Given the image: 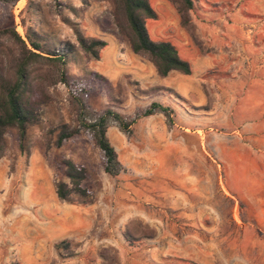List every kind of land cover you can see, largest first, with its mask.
Listing matches in <instances>:
<instances>
[{
  "label": "rangeland",
  "instance_id": "rangeland-1",
  "mask_svg": "<svg viewBox=\"0 0 264 264\" xmlns=\"http://www.w3.org/2000/svg\"><path fill=\"white\" fill-rule=\"evenodd\" d=\"M191 1L197 41L180 25L181 0H149L157 15L145 21L150 39L171 43L191 68L189 75L172 71L165 78L109 33L106 1L0 5V30L13 28L23 40L30 32L69 57L70 84L56 81L54 67L41 69L55 82L29 129L31 155L17 156L12 172L14 137H8L0 264H103L105 255L116 256V264H264V118L249 111L252 87L245 78V71L259 75L264 66V0ZM77 31L106 43L98 61L78 49ZM77 95L89 110L111 108L126 120L155 102L169 109L172 126L155 114L139 118L126 136L111 123L107 137L124 168L111 177L78 121ZM62 124L79 133L56 148ZM249 124L251 141L244 133ZM68 159L95 176L85 183L94 193L91 205L58 201L54 185ZM131 221L154 230V237L125 241Z\"/></svg>",
  "mask_w": 264,
  "mask_h": 264
},
{
  "label": "trees",
  "instance_id": "trees-1",
  "mask_svg": "<svg viewBox=\"0 0 264 264\" xmlns=\"http://www.w3.org/2000/svg\"><path fill=\"white\" fill-rule=\"evenodd\" d=\"M17 1L19 0H0V5H14ZM103 1L110 5L109 14L113 28L109 30V33L119 41L126 42L133 54L151 63L159 77L165 78L172 71L183 75L191 73L190 64L178 56L176 48L171 43L150 39L145 21L155 20L157 15L150 6L149 0ZM181 1L182 6L178 9L180 25L197 41L189 17V11L193 6L192 1ZM24 38L25 40L13 28L0 30V159L8 156V137L13 136L14 154L9 167L11 172L17 156L24 155L28 158L31 155L29 129L38 123L40 106L48 101L47 88L55 82V79H50L49 75L41 76V69L54 67L58 79L56 81H62L70 86L65 70L69 57L66 54H57L49 47L48 41L40 36L26 32ZM75 38L78 49L87 60H99L100 51L106 46L104 41L86 37L78 31L75 32ZM4 43L8 44V47H4ZM91 75L107 83L104 77L96 73ZM73 101L79 110L78 121L81 127L89 134L92 143L100 152L103 172L111 177L124 172L117 153L107 137V130L111 123L126 136L130 135V127L139 118L155 114H163L167 127L172 126L169 109L155 102L142 113L126 120L111 108H106L101 113L89 110L79 95L74 96ZM78 133V129H69L62 124L54 147L59 148ZM60 168L62 177L54 185L58 201L72 205H91L94 201V193L85 183L95 176L85 167L78 166L69 159L62 160ZM122 235L125 241L133 243L154 237L155 232L140 222L131 221L125 226ZM56 251L60 257H65L59 252L58 247ZM68 255L70 257L72 254ZM115 257L103 256V264H116Z\"/></svg>",
  "mask_w": 264,
  "mask_h": 264
},
{
  "label": "crops",
  "instance_id": "crops-1",
  "mask_svg": "<svg viewBox=\"0 0 264 264\" xmlns=\"http://www.w3.org/2000/svg\"><path fill=\"white\" fill-rule=\"evenodd\" d=\"M258 71L259 75H252L251 70L245 71V78L249 79L251 82L252 89L248 90L246 92V101L252 103L254 106L250 108V112L257 113L254 116H257L260 120L264 118V66L263 68H260ZM154 70H151V74L149 72V75H151V80L155 77ZM141 77V76H139ZM142 81H147L146 87L148 88V82L150 81V76H144L141 79ZM259 127H264V122L259 121ZM252 125H246L244 127V133L249 134L250 141L252 140ZM250 142V146H252ZM115 149V147L113 146ZM116 151V150H115ZM7 171V164H5L3 159H0V185L3 183L4 174Z\"/></svg>",
  "mask_w": 264,
  "mask_h": 264
}]
</instances>
